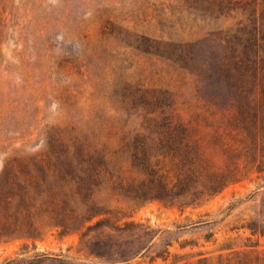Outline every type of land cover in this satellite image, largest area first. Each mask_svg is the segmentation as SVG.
<instances>
[{
	"label": "rangeland",
	"instance_id": "obj_1",
	"mask_svg": "<svg viewBox=\"0 0 264 264\" xmlns=\"http://www.w3.org/2000/svg\"><path fill=\"white\" fill-rule=\"evenodd\" d=\"M208 2L0 0V177L15 157L51 161L31 166L28 187L43 188L28 205L0 207V264H264V93L244 120L237 104L204 100L198 73L164 53L212 38L204 50L223 57L225 34L242 28L244 54L259 14L212 13ZM126 85L166 92L203 163L229 176L219 193L140 206L98 188L90 219L48 139L144 132V111L129 114L119 94Z\"/></svg>",
	"mask_w": 264,
	"mask_h": 264
},
{
	"label": "trees",
	"instance_id": "obj_2",
	"mask_svg": "<svg viewBox=\"0 0 264 264\" xmlns=\"http://www.w3.org/2000/svg\"><path fill=\"white\" fill-rule=\"evenodd\" d=\"M208 1L212 13L240 11L243 15L250 13L251 18L259 14L250 22L252 29L245 40L244 54L239 48L244 43L242 28L233 35L225 34L229 54L223 57L204 50L212 38L194 44L171 43L164 53L198 73L204 100L217 104L221 99L227 104H237L246 120L257 103V93L259 90L264 93V0ZM120 91L129 104V114L135 112L140 117V111H144V132L122 128L113 139L104 141L103 135L73 130L69 138L55 132L48 139L50 148L58 149L56 171L75 185L77 194L88 205L90 219L97 214L93 196L98 188L111 189L140 206L155 202L194 206L219 193L229 176L211 172L203 163L200 141L187 124L175 121L168 112L171 102L166 92L131 85ZM34 162L51 165L49 158L35 157L30 160L15 157L5 164L0 177V207H13L16 200L28 205L35 190L43 188L27 185L28 179L34 177L31 167ZM2 229L0 224V236Z\"/></svg>",
	"mask_w": 264,
	"mask_h": 264
}]
</instances>
